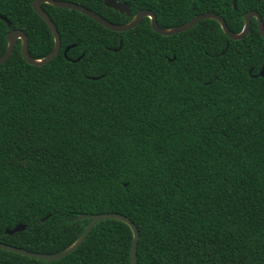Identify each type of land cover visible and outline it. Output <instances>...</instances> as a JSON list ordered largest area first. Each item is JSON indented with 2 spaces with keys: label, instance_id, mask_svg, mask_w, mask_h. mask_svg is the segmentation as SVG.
Instances as JSON below:
<instances>
[{
  "label": "trees",
  "instance_id": "obj_1",
  "mask_svg": "<svg viewBox=\"0 0 264 264\" xmlns=\"http://www.w3.org/2000/svg\"><path fill=\"white\" fill-rule=\"evenodd\" d=\"M118 24L140 9L172 28L213 11L231 30L264 0H68ZM34 0H0V56L22 29L34 58L55 46ZM61 35L43 65L21 39L0 65V242L60 252L90 219L119 212L138 227V264H264V37L242 39L205 19L170 36L149 17L110 30L78 10L44 3ZM122 47L118 51L115 48ZM70 49L65 55V49ZM83 55V56H82ZM82 56V58H80ZM80 58V59H79ZM18 224L26 229L9 234ZM134 232L104 219L69 256L48 261L0 248V264H131Z\"/></svg>",
  "mask_w": 264,
  "mask_h": 264
},
{
  "label": "water",
  "instance_id": "obj_2",
  "mask_svg": "<svg viewBox=\"0 0 264 264\" xmlns=\"http://www.w3.org/2000/svg\"><path fill=\"white\" fill-rule=\"evenodd\" d=\"M44 3H49L51 5L61 7V8L78 10L80 12H83V14L90 16L92 19L96 20L97 22L105 26L106 28L113 30V31H117V32H123V31L133 29L145 17H149L152 28L156 32L164 36H170L176 33L186 31L192 28L193 26H195L201 20L214 19V20L219 21L224 32L226 33L228 37L238 40V39L245 38L250 33L251 27H252L251 20L255 17L257 18L259 29L264 37L263 17L257 10H253V11L249 10L245 14L244 28L242 29L241 32L236 33L233 30H231L227 21H225V18L222 15L216 12H213V11H207V12L198 14L194 18H191L189 21L183 24H180L178 26H175L172 28H162L158 23V19L156 18L157 16L156 13L151 9H146V8L140 9L139 11L136 12V14L133 16L130 22L125 23V24H118L100 15V13L94 10H91L76 2H72L68 0H34L33 8L35 12H37L46 21V23L48 24V26L50 27L54 35L55 46L53 50L47 56L43 58L32 57L29 52V38L27 34L22 29L15 28L11 30L7 35L8 46H7V50L5 51V53L0 56V65L6 62L11 57V55L14 52L18 39H21L22 41V46H21L22 55L26 59V61L30 64L43 65L49 62L50 60H52L54 57H56L59 54L61 50V44H62L61 35L59 33V30L56 24L52 20L51 16L43 8ZM105 4L106 6L114 8L115 10H118L123 14H127V16L131 14L130 4L127 2H123L122 0H105ZM233 5H234V8H237L236 0H233ZM0 19L7 21L9 26H12V23L4 15L0 14ZM122 43L123 42L121 40L120 46L118 48H115V51H118L119 49H121ZM69 49H70V46L65 49L66 56H67V52ZM82 56L80 58H82ZM258 75L264 77V67L260 70ZM82 219H90L89 224L86 226V228L82 232L81 236L77 239V241L63 251L54 252V253L35 252V251L27 250L25 248L13 246V245H10L4 242H0V248L7 250V251L15 252L18 254H22L25 256H29L31 258L52 261V260L60 259L67 255L69 256L70 253L77 250L81 246V244L84 242V240L86 239L88 233L98 222L104 219H118V220L128 223L134 232V240H133L132 251H131V264H138V242H139L140 233H139V229L136 226V224L128 216L121 214L119 212H101V213H93V214L92 213H81L77 216L70 218L69 221L74 222V221H78ZM24 229H26V226L24 224H18L13 229H8L7 232L9 234H14L15 232H19Z\"/></svg>",
  "mask_w": 264,
  "mask_h": 264
}]
</instances>
